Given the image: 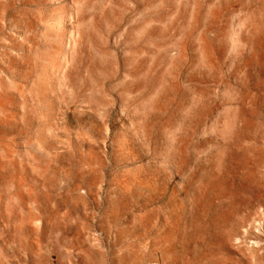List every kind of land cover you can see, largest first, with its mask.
I'll list each match as a JSON object with an SVG mask.
<instances>
[{"label": "rangeland", "instance_id": "374dc122", "mask_svg": "<svg viewBox=\"0 0 264 264\" xmlns=\"http://www.w3.org/2000/svg\"><path fill=\"white\" fill-rule=\"evenodd\" d=\"M0 264H264V0H0Z\"/></svg>", "mask_w": 264, "mask_h": 264}]
</instances>
